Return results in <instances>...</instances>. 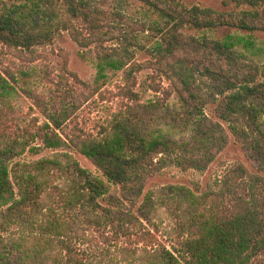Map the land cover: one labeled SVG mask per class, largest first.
Masks as SVG:
<instances>
[{"label": "trees", "instance_id": "1", "mask_svg": "<svg viewBox=\"0 0 264 264\" xmlns=\"http://www.w3.org/2000/svg\"><path fill=\"white\" fill-rule=\"evenodd\" d=\"M222 4L0 0L15 62L0 71V264H264V169L147 188L167 170L205 174L232 140L264 168V0ZM64 34L90 80L65 53L38 64ZM106 92L96 133L78 129ZM19 98L38 113L16 135Z\"/></svg>", "mask_w": 264, "mask_h": 264}, {"label": "rangeland", "instance_id": "2", "mask_svg": "<svg viewBox=\"0 0 264 264\" xmlns=\"http://www.w3.org/2000/svg\"><path fill=\"white\" fill-rule=\"evenodd\" d=\"M185 4L192 6L196 5L199 7H208L214 10L222 11L224 6L222 4L223 0H182ZM80 32L84 36L88 32L84 27H80ZM78 47L70 39L67 34H64L57 39L55 44L52 47L40 49L39 52L45 55V58L38 62L39 65L54 67L59 69L60 67V58L58 55L65 53L69 60V68L71 72L77 74L82 80L88 81L91 78L92 70L83 63L77 55ZM15 65V62L8 58L5 55V52L0 49V71L4 72L6 70L12 69ZM22 65L23 67L28 66V64H18L16 62L15 68ZM111 89L107 90L110 91ZM105 96L108 98V101L101 103L98 101L97 97H94L90 100L89 103L85 104L82 109L77 113V125L78 129H82L85 132H90L95 134V127L104 122L106 116L109 114V109L113 106V97L109 95V92H106ZM15 106L17 115L21 121L16 122L17 124L7 123V132L11 134H20V129L25 126V124L34 116L37 115V110L30 108L31 102L24 98H19L15 100ZM206 113L213 115V107H208ZM25 122V123H24ZM74 158L78 163L85 169L91 171L94 174H98L96 167L92 164L91 161L86 159L79 153L72 152ZM233 163H241L249 171H262L261 164L259 163L256 154L251 150L247 144L237 143L231 141L229 147L218 157L217 161L209 167L207 172L203 175L197 176L192 172L179 173L176 170H167L164 172V175L154 177L147 183V188H157L165 184H185L191 186L192 182L199 181L202 187L213 178L222 167L230 166ZM221 174V172L219 173Z\"/></svg>", "mask_w": 264, "mask_h": 264}]
</instances>
